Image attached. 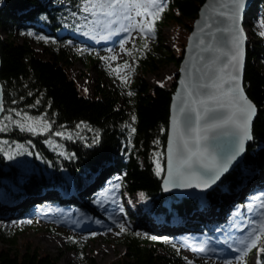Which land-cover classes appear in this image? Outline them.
<instances>
[{"label": "trees", "instance_id": "1", "mask_svg": "<svg viewBox=\"0 0 264 264\" xmlns=\"http://www.w3.org/2000/svg\"><path fill=\"white\" fill-rule=\"evenodd\" d=\"M205 2L168 0V7L156 21L153 40H147L149 48L143 49L142 54L145 39L139 38L132 49L136 59L135 69L140 70L143 76L132 86L130 91L133 95H128L124 104L120 105L121 94L118 90H107L98 84L96 98H90L66 69L73 56L80 57L87 66L96 65L98 61L92 52L74 48L60 35L63 30L67 33L76 31L74 25L79 23L80 16L87 15L80 11L77 17L71 16V12L78 11L75 5L79 0H0V30L3 29L8 35L4 39L0 32V80L5 107L0 123L7 128V131L0 130V140L31 145L35 153L40 154L44 164L43 168L40 164L38 168L34 166L26 171L10 163L0 151V238L15 245L16 230L7 237L4 229L7 223L20 224L23 218L44 211L45 205L53 208L58 204L63 210L80 209L97 219L100 216L97 208H87L82 199L86 193L96 199L97 190L86 192L85 188L92 185L97 180V174L102 171L105 176L101 179L100 187H104L109 180L121 184L119 193L129 200L132 208L129 218L137 222L134 228L122 232L125 253L109 264H182L178 252L172 248L168 249L172 253L161 252L168 243L151 238L152 234L172 238L173 228L192 227L210 240L218 239L221 228L217 230L216 224L205 222L202 218H199L200 223L194 224L193 219L198 217L203 202L211 206H223L226 198L223 194L226 192L240 197L238 192L244 188L254 168L263 169L253 158L255 151L264 146V62L257 63L260 52L249 43L244 85L249 98L257 105V116L246 155L214 190L194 200H180L173 195H165L161 188L164 173L157 176L155 169L154 158L161 159L165 165L170 105L179 73L153 88L144 79L146 73L155 72L164 62L181 64L185 45L178 57L167 53L162 46L161 30L168 22L197 20ZM254 5L264 8V0H257ZM187 28L188 33H191L192 26L187 25ZM26 30L40 34L45 30L44 34L54 38L48 43L38 40V44L44 47L52 59L41 58L28 36L24 35L21 43L15 40L17 31L22 33ZM12 109L17 111L13 112ZM23 112L50 120L52 135L56 131L65 132L64 150L69 154L74 152L76 157L68 159L61 152L50 149L45 142L50 136L22 132L13 123H7L8 116L22 120ZM81 121L89 127H85ZM132 128L136 131L132 132ZM67 134L73 138L68 139ZM93 137L100 142L86 147L84 140L91 142ZM141 192L144 193L143 198ZM151 218L155 221L154 225H150ZM145 224L152 232L148 236L144 235ZM137 232L140 234L136 235ZM68 245L84 253L85 247H80L77 240H69ZM258 257L264 264V254L258 252ZM0 264L60 262L58 258L41 254L30 247L22 255L10 249L0 251ZM81 264L98 263L86 257Z\"/></svg>", "mask_w": 264, "mask_h": 264}, {"label": "snow or ice", "instance_id": "2", "mask_svg": "<svg viewBox=\"0 0 264 264\" xmlns=\"http://www.w3.org/2000/svg\"><path fill=\"white\" fill-rule=\"evenodd\" d=\"M245 5L246 0H226V2L211 5L215 18L206 20L204 28L212 29L215 25L214 31L204 33L201 29L197 55L191 63L192 71L185 79H181L183 90L177 93L179 103L174 105L175 112L171 119L172 134L167 141L165 190L192 187L201 190L211 189L217 182H222L226 173L235 170L240 165L246 151V142L253 138V119L257 114V105L245 93L241 75L244 41L247 39L241 26ZM75 7L78 11L71 12L72 17H77L80 11L88 14V16H80L83 25H74L77 31H80L84 25H88L89 30L84 33L85 35L95 38L99 32H103L100 38L106 40L119 33H125V37L120 39L119 44L126 53H130L131 49L126 48L125 43L130 39L131 33L136 31L145 39L141 49L143 54V49L149 48L147 38L156 34V21L162 17L168 7V0H79ZM89 16L91 20H89ZM260 23H264V19H261ZM27 34L35 35L37 40H42L45 43L54 39L31 31ZM259 35L264 37V31H260ZM206 36L209 38L207 44ZM204 53H210V55L206 57ZM103 59L116 60L118 57L115 55L111 58L105 56ZM127 68H129V62L125 60L123 64L115 66V71L119 74ZM181 71H185V69H181ZM120 79L125 83L127 81L126 76H120ZM129 95H133V93L129 91ZM0 110H3L2 101H0ZM11 111L16 112L17 110L12 109ZM22 116V120L11 117L8 119L22 132L33 135L48 133L51 136L53 134L50 120L43 116H32L28 112H23ZM132 119L135 120L136 117L133 116ZM80 123L89 127L84 121ZM0 130L7 131L3 123H0ZM135 131L136 129L132 128V132ZM54 135L59 137L65 136L66 133L56 131ZM67 138L72 139L73 136L67 134ZM81 139L84 138L81 137ZM45 142L52 143L51 140ZM99 142L96 137H93L91 142L87 139L84 140L86 147H92ZM153 143H158V141H153ZM55 150L61 152L68 159L76 157L74 152L69 154L66 150L62 151V146L59 144L55 145ZM0 151H3L9 160L24 153L32 155L29 149L19 142L16 143L15 151H4L3 147H0ZM36 155L40 154L36 153ZM154 159L156 175L160 176L165 169L161 167V161L158 158ZM120 187L122 185L118 183L110 184V195L105 198L101 194L97 196L94 203L96 205L111 203L116 206L117 202L122 199L116 191ZM140 196L143 198L144 193L141 192ZM261 196L264 197V193ZM257 204L258 208L255 206L248 208V213H254V215L245 214L247 223L242 224V227L248 231L246 235H242L238 239L234 254L231 250L226 253L225 249L219 246L213 249V251L229 257L225 260V264H233L234 261L237 264L241 261L243 264H247L244 257L257 245H259L258 252L264 254V198L259 199ZM104 211L107 213L109 209L106 207ZM117 212L126 214L122 202L118 204V208L112 209L109 219L118 223L121 232L129 231L126 222L118 219ZM85 219L91 218L85 217ZM95 223L101 224L102 221L96 219ZM135 234L139 235L140 233ZM87 235L95 236L97 233L88 232ZM144 235L148 236L147 233ZM151 238L171 243L167 236ZM68 239L72 242L77 240L75 236H70ZM171 246L179 253L177 244L172 243ZM198 251L204 252L205 248L201 247ZM82 255L83 253H81ZM184 259L187 264H196L193 259L188 257H184ZM257 264H261V262L258 261Z\"/></svg>", "mask_w": 264, "mask_h": 264}, {"label": "rangeland", "instance_id": "3", "mask_svg": "<svg viewBox=\"0 0 264 264\" xmlns=\"http://www.w3.org/2000/svg\"><path fill=\"white\" fill-rule=\"evenodd\" d=\"M86 16H88V14ZM88 18L91 20L90 16ZM261 19H264V8L254 5L248 13V24L246 25L245 31L248 36L249 43H251L254 48L260 52V59L257 62L258 64L264 62V37L259 35L260 31H264V23H260ZM195 21L191 19H183L182 23L168 22L165 24V27L161 30V39L162 46L167 53H173L176 57H178L181 48L184 45L186 48L190 36V33L187 31V25H191L193 27ZM79 25H83V21L81 19L76 26ZM88 30L89 26L84 25L81 27L80 31L76 30L73 31L72 34H69L63 30L61 31L60 35L61 37L66 38L65 41H71L69 44L74 48L84 50L86 52H92L93 55L98 59L97 64L93 66H87L84 64V61L80 59V57L73 56L71 63L67 65L66 69L69 75H71V77L76 80L77 84L90 98H96V92L99 86L98 84H100L101 87L107 90H118L121 94L120 105H123L124 99L129 95V91L135 84V81L143 76L140 70L135 69L136 59L132 55V49L139 38L142 37L138 35L136 31H133L131 33L130 39H128L125 43V47L131 49V52L126 53L123 49H121L119 44L120 39L125 37L124 34L119 33L112 36L117 39L115 46L113 47L112 44H106V46L102 49L100 36L103 35V32H99V35H96L94 38L93 36L84 34ZM29 31L40 34L34 32L33 30H26V32L22 31V33L17 31L14 34L15 40L21 43L24 41V35L28 36L31 39V44L35 47L37 54L41 58L45 60L52 59V56L45 51L44 47L38 44L36 36L27 34ZM0 32L2 37L6 39L8 36L7 33L3 29H1ZM45 32L46 31L44 30V33ZM44 33L43 35L49 36L48 34ZM67 34L68 37H66ZM147 40L151 41L153 40V37H149ZM110 49L112 51H109ZM113 55L117 56L118 59H103L105 56L111 58ZM125 60L129 62V68L124 69L119 74H117L115 71V66L117 64H123ZM179 71L180 65H178L176 62L168 61L161 64L155 72L146 73L144 79L148 86L153 88L169 81L176 74H178ZM120 76L127 77L126 83L120 79ZM9 117L11 116L7 117V123H12L8 119ZM41 135L49 136L48 133H41ZM65 137L66 136H50L48 140H51L52 143H47L48 147L55 150V145L59 144L62 146L63 151L65 149ZM16 143L11 144L6 139H1L0 147H3L4 151H15ZM23 145L29 149L32 155L24 153L23 155L14 156V158L11 160L6 157L7 160L10 163L19 166L21 169H25L26 171L31 170L34 168V166L38 168V165L40 166V164L43 168V161L40 155H36L34 148L28 144ZM253 158L260 167H263V169L254 168L251 177L245 181L244 188L238 192L240 197H237L236 194H230L229 192H226L223 195L227 198V201H225L223 206H211L203 202L204 204L202 210L197 214L198 217L193 219L194 222L192 221L194 224H198L201 222L199 218H202V220L204 219L205 222L216 224V227L218 226L221 228L218 239L210 240L207 237H204L200 233V230H193L192 227H188L187 229L173 228L174 237L170 238L171 243H168L166 248L161 249L162 253H172L170 250H168L169 248L177 251V249H174L171 246L172 243H175L179 249L178 254L182 264H187L184 257L195 260L196 264H225V260L229 257H224L223 254L213 251V249H216L219 246L224 248L226 253L229 250H231L233 254L235 252L238 236L241 234L242 230H240V233H237L236 236H232L234 231H236V225L239 223L238 215L235 214L233 205L243 204L240 206V214L245 215L247 213L248 215H254V213H248L249 206H255L258 208L257 201L261 198H264L261 196L264 191L258 188L254 189L251 186L253 177L255 178L256 176L260 175L264 180V146L258 148L255 151ZM159 160L161 161V159ZM161 167L164 168L162 163ZM37 171L40 172V170ZM103 176H105V173L102 171L98 173L97 180L92 185H89L85 188L86 192L97 190V196L102 194L105 198H107L111 191L110 184L116 183H113L109 180L105 183L104 187H100ZM116 191L117 195L122 198L117 202L116 206L112 205L111 203L106 205H96L94 203L95 200L90 198L87 193L82 199V203L87 208H97V212L100 214L97 219L102 221L101 224H96V219L88 215L83 210L71 208L63 210L58 204H55L53 208H50L49 205H45L46 207H44V211H42L40 214L23 218L20 224H5V227L7 228L4 229L7 232V237L9 236V233L16 230V244L11 245L10 243L6 242L4 238H0V251L10 249L13 251V253L16 252V254L22 255L28 250V248L31 247L32 249L34 248L39 250L41 254H49L58 258L60 264H81V261L86 257L94 259L98 264H109L116 262L121 257V255L125 253L126 248L121 241L122 232L120 231L118 223H115L113 219H109V215H112V209L114 207L118 208V204L122 202L124 204L126 214L117 212L118 219L120 221L126 222L128 229H132L137 225L136 221H133L131 218H129L132 212L129 200L119 193V189ZM106 207L109 209L107 213L104 211ZM57 211L59 213H56ZM234 215L236 217H234ZM85 217H90L91 219H85ZM103 218L105 219L102 220ZM150 221V225L155 224V221H153L152 218ZM220 223L222 225H220ZM145 226L146 229H144V234H151L152 232L149 230V226L146 224ZM218 229L219 228H217V230ZM88 232H96L97 235L88 236ZM70 236H75L80 247H85L84 253L81 251V249H78V251L77 249H73L68 245V237ZM153 236L154 234H152V237ZM225 241H228V243H225ZM156 244L157 243H155V245ZM201 247L205 248L204 252L198 251V249ZM258 247L259 245L254 246L244 257V259L247 261V264H257V262L260 261L258 257ZM213 252H216L224 260L217 262L218 258L211 255ZM81 253H83L82 256ZM233 264H237V262L234 261ZM239 264H243V262L241 261Z\"/></svg>", "mask_w": 264, "mask_h": 264}, {"label": "water", "instance_id": "4", "mask_svg": "<svg viewBox=\"0 0 264 264\" xmlns=\"http://www.w3.org/2000/svg\"><path fill=\"white\" fill-rule=\"evenodd\" d=\"M256 1L257 0H246L244 19L241 21V26L244 29V31L246 30L245 28H246L248 13ZM221 2H226V0H206L205 4L202 6V8L200 10L198 19L195 21V24L192 27V31L190 33L188 43H187V46H186L184 54H183V59H182V62L180 64L179 76H178L177 81H176L177 87H176L175 92L172 95V101H171V105H170V118H169V128H168L167 141L171 137V134H172L171 133V119H172V115L175 112L174 105H177L179 103V100L177 99V93H180L183 90V85L180 83V81H181V79H185L187 77V75L192 71L191 63L193 62V60L196 58V55H197V45L199 44V37L201 35V29H203L204 33H208L209 31H214L215 25L213 26L212 29L204 28V22L206 20H210V18H213V19L215 18V13L212 11L211 5L218 4ZM0 7H1V3H0ZM198 22H199V24H198ZM194 33H195V35H194ZM245 34H246V31H245ZM246 37H247V39L244 41V60H243V69H242L241 75H242V84L244 86V91L247 94V92L245 90V85H244L245 68H246V63H247V53H248V45H249L247 34H246ZM208 40H209V38L206 36L205 37L206 44H207ZM0 43H1V40H0ZM204 55L207 57L210 55V53H204ZM1 65H2V61H1V49H0V70H1ZM181 69H185V71H181ZM0 101H2V105H3V110H0V118H1L2 115L4 114V110H5L3 86H2L1 80H0ZM256 116H257V114H256ZM256 116L253 119V124H254V121L256 119ZM251 141H252V139L246 142V145H245L246 151L243 154V157L246 155L248 145ZM166 167H167V142H166V148H165V165H164L165 172H164L163 179L161 182V188H162V191L165 195H173L175 198L180 199V200L181 199L194 200L197 198H201L202 196L206 195L208 192L214 190L218 186V184L220 183V182H217L216 185H213L211 189H207V190H201V189H197L195 187L186 188V189L169 188L168 190H165L164 179L166 177ZM231 171L232 170H230V172ZM227 174L228 173H226L225 175H227Z\"/></svg>", "mask_w": 264, "mask_h": 264}, {"label": "bare ground", "instance_id": "5", "mask_svg": "<svg viewBox=\"0 0 264 264\" xmlns=\"http://www.w3.org/2000/svg\"><path fill=\"white\" fill-rule=\"evenodd\" d=\"M248 24V16H247V23L246 25ZM69 34H72L69 33ZM124 35H126L125 33H122ZM68 37V34L67 36ZM64 39H66L64 37ZM116 38L115 37H112L111 39H101V48L103 49L106 44H112V46L114 47L115 46V42H116ZM4 94V93H3ZM251 186L255 189V188H258L262 191H264V180H263V177H261L260 175L259 176H256L255 178L253 177V180H252V183H251ZM255 186V187H254ZM224 196V195H223ZM225 201H227V198H225ZM243 205V204H239V205H233V209H234V212L235 214L238 215V219H239V223L238 225H236V231H234V233L232 234V236H236L237 233H240V230H242L241 234L238 236V239L242 236V235H246L247 234V231L248 229L242 227V224H246L247 223V220L245 219V215L243 214H240V206ZM234 217H236L234 215ZM177 238V237H176ZM211 255L215 256L216 258H218V261L217 262H221L223 261L224 259L222 257H220L216 252H213ZM224 257L226 255H223Z\"/></svg>", "mask_w": 264, "mask_h": 264}]
</instances>
